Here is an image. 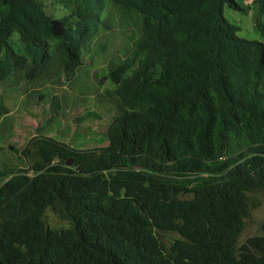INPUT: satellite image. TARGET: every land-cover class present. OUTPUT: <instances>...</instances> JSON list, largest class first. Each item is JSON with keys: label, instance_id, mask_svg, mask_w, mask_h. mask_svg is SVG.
I'll use <instances>...</instances> for the list:
<instances>
[{"label": "trees", "instance_id": "obj_1", "mask_svg": "<svg viewBox=\"0 0 264 264\" xmlns=\"http://www.w3.org/2000/svg\"><path fill=\"white\" fill-rule=\"evenodd\" d=\"M43 1L0 0V83L71 75L106 26V0H65L60 19ZM107 1L140 19L109 73L107 146L36 136L23 168L0 171V264H264V234L238 246L249 195L264 194V0L260 40L225 18L245 13L236 0ZM46 209L69 227L51 229Z\"/></svg>", "mask_w": 264, "mask_h": 264}, {"label": "rangeland", "instance_id": "obj_2", "mask_svg": "<svg viewBox=\"0 0 264 264\" xmlns=\"http://www.w3.org/2000/svg\"><path fill=\"white\" fill-rule=\"evenodd\" d=\"M65 0H44L46 12L60 19L71 13ZM94 3V0H92ZM245 9L238 13L224 10L229 23L238 26L239 36L260 40L255 29L256 0H236ZM106 26H100L89 50L83 54L82 66L71 75L50 68L41 78L27 82L15 74L0 83V101L8 113L0 118V171L23 168L20 152L36 136L51 138L76 150H93L107 146L106 131L118 111L109 92L113 86L109 73L120 62L128 60L140 36V19L132 12L104 4ZM261 21L264 24V13ZM15 49H21L18 36L11 37ZM264 156V154H263ZM206 178L200 179L196 186ZM3 180H0V185ZM46 224L54 230L69 227L50 209L44 213ZM264 234V194L249 195V216L238 238V246L251 237ZM178 236L161 233V241L169 246Z\"/></svg>", "mask_w": 264, "mask_h": 264}, {"label": "water", "instance_id": "obj_3", "mask_svg": "<svg viewBox=\"0 0 264 264\" xmlns=\"http://www.w3.org/2000/svg\"><path fill=\"white\" fill-rule=\"evenodd\" d=\"M67 165H70V162H68Z\"/></svg>", "mask_w": 264, "mask_h": 264}]
</instances>
